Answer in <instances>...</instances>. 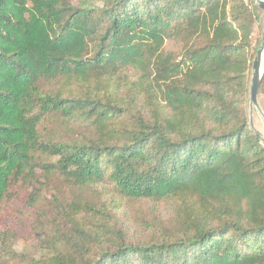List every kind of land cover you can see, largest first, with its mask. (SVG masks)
<instances>
[{"label":"trees","instance_id":"1","mask_svg":"<svg viewBox=\"0 0 264 264\" xmlns=\"http://www.w3.org/2000/svg\"><path fill=\"white\" fill-rule=\"evenodd\" d=\"M259 12L0 0V213L24 192L35 220L33 255L0 229V264H264Z\"/></svg>","mask_w":264,"mask_h":264},{"label":"rangeland","instance_id":"2","mask_svg":"<svg viewBox=\"0 0 264 264\" xmlns=\"http://www.w3.org/2000/svg\"><path fill=\"white\" fill-rule=\"evenodd\" d=\"M258 16V26L255 28L254 36H257L255 38L261 40L264 33V12L260 10ZM258 103L264 112V86L263 93L258 96ZM250 119L252 128L264 137V123L256 112L253 111L250 115ZM26 199V193L19 192L3 204L0 213V229L14 233V237L16 238L13 246L14 250H17L20 254L22 253V250H24L28 255H33L35 252L33 251V248L35 247V237L32 234V226L35 224V220L33 218V210L27 206ZM143 212H145V208L142 206L135 203H129L117 213V217L119 221L126 226L131 227V223L136 216L142 215Z\"/></svg>","mask_w":264,"mask_h":264},{"label":"water","instance_id":"3","mask_svg":"<svg viewBox=\"0 0 264 264\" xmlns=\"http://www.w3.org/2000/svg\"><path fill=\"white\" fill-rule=\"evenodd\" d=\"M256 6L259 10L264 12V0H254ZM264 33L262 35L261 43L259 48L256 50L252 65H251V74L249 81V101H248V110H249V123L251 125L250 115L254 112L260 117L264 123V112L261 109L258 103V93L264 79ZM262 143L264 144V137L260 136Z\"/></svg>","mask_w":264,"mask_h":264}]
</instances>
